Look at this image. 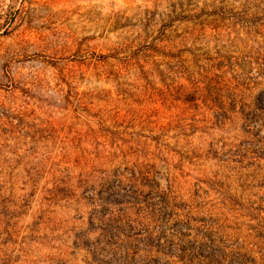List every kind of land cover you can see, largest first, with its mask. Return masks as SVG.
I'll return each mask as SVG.
<instances>
[{"label":"rangeland","instance_id":"374dc122","mask_svg":"<svg viewBox=\"0 0 264 264\" xmlns=\"http://www.w3.org/2000/svg\"><path fill=\"white\" fill-rule=\"evenodd\" d=\"M0 264H264V0H0Z\"/></svg>","mask_w":264,"mask_h":264}]
</instances>
